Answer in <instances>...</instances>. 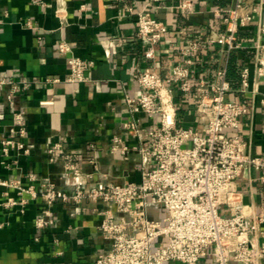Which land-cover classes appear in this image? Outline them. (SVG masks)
Here are the masks:
<instances>
[{
  "label": "crops",
  "instance_id": "0c3cea01",
  "mask_svg": "<svg viewBox=\"0 0 264 264\" xmlns=\"http://www.w3.org/2000/svg\"><path fill=\"white\" fill-rule=\"evenodd\" d=\"M180 1L0 0V77L28 83L26 91L11 97L9 86L0 87V178L36 190L48 180L67 194L78 183L87 187L102 179H138V174H130L137 165L136 151L130 149L128 159H124L119 151L111 150L116 136L122 137L129 147L135 143L131 133L123 129V123L129 119L126 97L140 92L138 79L146 67L167 77L179 61L180 47L192 34L204 32L206 37L215 38L223 29L222 11L236 0H191L190 10L173 12L170 7ZM241 1L258 4V0ZM129 7H146L169 26L155 46L154 58L145 56L148 46L137 36V24ZM260 20L264 22V12L261 17L253 14L239 31L245 46L240 50L227 52L220 44L203 45L196 68L199 79L210 82H218V71L226 69L230 85L226 98L240 101L248 108L238 128L230 134H238L249 143L251 153L264 160L260 102L264 77L256 76L252 48ZM62 40L69 43V52L58 51ZM71 56L94 61L86 72L88 80L75 84L74 90L65 82ZM244 66L250 72L247 92L240 91ZM176 96L180 101L178 125L204 127L207 121L197 110L195 100H182L178 92ZM48 100L53 103L41 104ZM14 111L23 113L24 136L10 131ZM5 138L14 142L6 151L2 142ZM17 142L24 146L19 147ZM56 143L66 153L77 155L76 175L67 172L62 155L48 152ZM94 156L97 173L92 172L89 162ZM259 175L260 172L245 168L237 179L244 202L257 209L264 205ZM9 196L28 201L6 206L4 202ZM44 206L40 197L34 199L27 193L21 195L17 187L0 185V264H94L97 256L108 249L98 230L101 217L93 210L97 206L94 202L58 199L51 208L54 223L40 229L35 219ZM58 251L62 253L58 255ZM199 264L212 262L205 257ZM260 264H264V258Z\"/></svg>",
  "mask_w": 264,
  "mask_h": 264
},
{
  "label": "built area",
  "instance_id": "2783aa9c",
  "mask_svg": "<svg viewBox=\"0 0 264 264\" xmlns=\"http://www.w3.org/2000/svg\"><path fill=\"white\" fill-rule=\"evenodd\" d=\"M170 8L184 13L192 8V1L181 0ZM129 11L137 24V36L147 43L145 56L154 58L155 46L169 31L168 24L146 7L137 10L129 7ZM263 12L264 0H258L257 5L236 0L222 11L223 29L215 38L197 32L183 42L178 51L179 61L167 77L150 67L143 69L138 79L140 92L126 97L129 119L123 123V129L131 133L135 143L129 147L122 137L116 136L111 146L112 152L119 151L124 159H128L130 149L136 151L137 165L130 174H138V179L127 178L122 182L102 179L87 187L78 183L69 194L48 180L40 190L1 178L0 185L17 187L21 195L27 193L43 200L45 206L35 219L40 229L54 223L51 208L58 199L94 202L97 206L93 210L101 217L98 230L108 243V249L97 256L94 264H199L205 257H210L212 264H260L264 258L261 242L264 205L257 209L245 203L237 179L245 168H251L260 172L264 188V160L253 155L249 143L238 134H230L238 128L248 108L240 101L226 98L230 91L226 69L218 71V82H210L199 79L196 65L203 45L220 44L227 52L244 48L239 31L253 14L261 17ZM263 37L264 22L260 20L252 46L257 77H264ZM57 49L63 53L71 50L65 40L58 43ZM68 63L65 82L74 90L75 84L88 80L86 72L94 61L71 56ZM249 74V68L242 67L241 92L249 89ZM5 86H9L10 97L28 89L27 82L0 77V87ZM177 92L182 100H195L197 110L206 118L204 127L178 125ZM260 102L264 121V93ZM52 103V100L41 102ZM13 119L10 131L24 136L23 113L14 111ZM2 142L5 151L14 143L6 138ZM48 152L63 156L68 173L79 172L77 155L66 153L59 143L49 147ZM89 162L92 172L97 173L96 157ZM27 201L24 197L9 196L4 205H23Z\"/></svg>",
  "mask_w": 264,
  "mask_h": 264
},
{
  "label": "rangeland",
  "instance_id": "374dc122",
  "mask_svg": "<svg viewBox=\"0 0 264 264\" xmlns=\"http://www.w3.org/2000/svg\"><path fill=\"white\" fill-rule=\"evenodd\" d=\"M222 214H225V211H222Z\"/></svg>",
  "mask_w": 264,
  "mask_h": 264
}]
</instances>
